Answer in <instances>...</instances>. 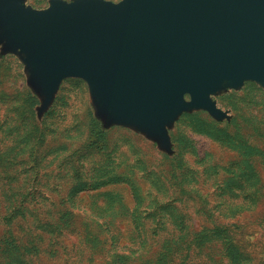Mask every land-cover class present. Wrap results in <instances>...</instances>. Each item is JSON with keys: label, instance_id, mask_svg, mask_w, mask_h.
Returning a JSON list of instances; mask_svg holds the SVG:
<instances>
[{"label": "rangeland", "instance_id": "rangeland-1", "mask_svg": "<svg viewBox=\"0 0 264 264\" xmlns=\"http://www.w3.org/2000/svg\"><path fill=\"white\" fill-rule=\"evenodd\" d=\"M210 96L219 113L186 107L146 129L80 76L48 98L0 40L2 264H264V83Z\"/></svg>", "mask_w": 264, "mask_h": 264}, {"label": "water", "instance_id": "water-1", "mask_svg": "<svg viewBox=\"0 0 264 264\" xmlns=\"http://www.w3.org/2000/svg\"><path fill=\"white\" fill-rule=\"evenodd\" d=\"M0 23L48 98L80 76L114 119L146 129L186 107L219 113L210 95L226 80L264 83V0H0Z\"/></svg>", "mask_w": 264, "mask_h": 264}, {"label": "trees", "instance_id": "trees-1", "mask_svg": "<svg viewBox=\"0 0 264 264\" xmlns=\"http://www.w3.org/2000/svg\"><path fill=\"white\" fill-rule=\"evenodd\" d=\"M201 234V233H200ZM9 238L10 239H12V240H14V236L12 235V234H10V236H9ZM211 239H213L211 236L207 239V241L208 240H211ZM14 246L16 247V248H19V244H14ZM228 250H230L231 251V253H230V251H229V255L234 259L235 258V260H240V252L239 251H236L235 250V248L233 247V246H231V243H230V246L228 247ZM3 251H4V249H2V250H0V254H3ZM1 255H0V264H2V261H1ZM239 260L238 261H236V262H239ZM181 264H187L185 261H182L181 262Z\"/></svg>", "mask_w": 264, "mask_h": 264}]
</instances>
